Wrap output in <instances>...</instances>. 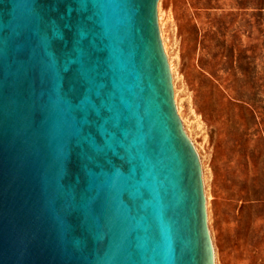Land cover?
I'll list each match as a JSON object with an SVG mask.
<instances>
[{"label": "water", "instance_id": "1", "mask_svg": "<svg viewBox=\"0 0 264 264\" xmlns=\"http://www.w3.org/2000/svg\"><path fill=\"white\" fill-rule=\"evenodd\" d=\"M159 0H0V264H215Z\"/></svg>", "mask_w": 264, "mask_h": 264}, {"label": "rangeland", "instance_id": "2", "mask_svg": "<svg viewBox=\"0 0 264 264\" xmlns=\"http://www.w3.org/2000/svg\"><path fill=\"white\" fill-rule=\"evenodd\" d=\"M158 14L215 264H264V0H159Z\"/></svg>", "mask_w": 264, "mask_h": 264}, {"label": "trees", "instance_id": "3", "mask_svg": "<svg viewBox=\"0 0 264 264\" xmlns=\"http://www.w3.org/2000/svg\"><path fill=\"white\" fill-rule=\"evenodd\" d=\"M263 136H264V133H263V135H262V137H261V138H263V140H264V137H263Z\"/></svg>", "mask_w": 264, "mask_h": 264}]
</instances>
